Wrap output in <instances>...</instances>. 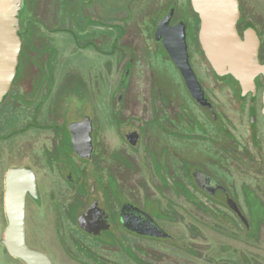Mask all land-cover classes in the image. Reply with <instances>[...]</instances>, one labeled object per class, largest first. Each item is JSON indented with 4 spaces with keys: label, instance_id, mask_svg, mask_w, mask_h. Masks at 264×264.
I'll return each instance as SVG.
<instances>
[{
    "label": "flooded vegetation",
    "instance_id": "flooded-vegetation-1",
    "mask_svg": "<svg viewBox=\"0 0 264 264\" xmlns=\"http://www.w3.org/2000/svg\"><path fill=\"white\" fill-rule=\"evenodd\" d=\"M90 1L23 0L0 99V255L27 264L3 240L8 174L31 170L27 243L53 264H218L220 248L264 264V77L217 74L192 0ZM251 4L237 29L264 63Z\"/></svg>",
    "mask_w": 264,
    "mask_h": 264
},
{
    "label": "water",
    "instance_id": "water-1",
    "mask_svg": "<svg viewBox=\"0 0 264 264\" xmlns=\"http://www.w3.org/2000/svg\"><path fill=\"white\" fill-rule=\"evenodd\" d=\"M192 1L202 20L200 39L204 52L217 74H231L244 89L255 88L256 78L264 77V63L259 59L260 40L253 29H249L244 38L239 34V0ZM22 6L23 0H0V99L9 91L19 65ZM34 186L31 170H12L8 174L9 227L3 242L14 257L27 264H53L48 255L32 249L27 243L26 199ZM150 231L158 237L167 236L158 228L152 227Z\"/></svg>",
    "mask_w": 264,
    "mask_h": 264
},
{
    "label": "rangeland",
    "instance_id": "rangeland-1",
    "mask_svg": "<svg viewBox=\"0 0 264 264\" xmlns=\"http://www.w3.org/2000/svg\"><path fill=\"white\" fill-rule=\"evenodd\" d=\"M252 1H253V4L255 3V6L257 5V7H259V5L261 4V1L263 3V0H252ZM104 2H105L107 10H109V12H110V10H112L113 7L116 6V2L114 0H104ZM248 2H249V0H246L247 4H248ZM85 3L88 4V5H91L92 1L85 0ZM253 4H251V5H253ZM117 77H118V74H116V73L111 74V76H109V79H108L109 83H112V85H114V82L117 79ZM202 246H203V249H204V255H203L204 259H203V261H208V259H207L208 254L207 253H209L210 248H212V246H213L212 245V241L210 239H204L202 241ZM221 250H223V251H221ZM219 251H220L221 255L219 253H217L218 255L216 256V258L217 259L225 258L224 260L227 259V261H225V262L224 261H219L218 264H234V263H236V260L237 261L239 260L238 264H253L252 260H251V257H250V255L248 253V250L246 251V253L243 252V254H240L238 252L237 253L238 255L235 254L234 250H229L227 248H220ZM219 251H217V252H219ZM224 252L226 253V256H222V254ZM182 257L185 258V255L183 254ZM186 258L191 259V256L189 254H187ZM172 262H176V261L174 259H172ZM215 262H217V261H215ZM0 264H14V263H11V261H9L8 256H6L4 254H1L0 255Z\"/></svg>",
    "mask_w": 264,
    "mask_h": 264
}]
</instances>
